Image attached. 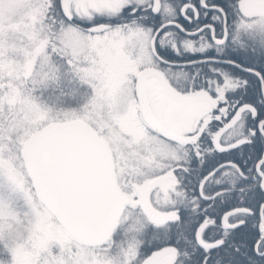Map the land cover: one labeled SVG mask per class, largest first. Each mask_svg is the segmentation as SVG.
Here are the masks:
<instances>
[{"label":"snow or ice","instance_id":"obj_1","mask_svg":"<svg viewBox=\"0 0 264 264\" xmlns=\"http://www.w3.org/2000/svg\"><path fill=\"white\" fill-rule=\"evenodd\" d=\"M0 264H264V0H0Z\"/></svg>","mask_w":264,"mask_h":264}]
</instances>
